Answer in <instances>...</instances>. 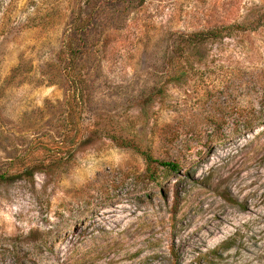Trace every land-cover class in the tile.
<instances>
[{"label":"rangeland","instance_id":"1","mask_svg":"<svg viewBox=\"0 0 264 264\" xmlns=\"http://www.w3.org/2000/svg\"><path fill=\"white\" fill-rule=\"evenodd\" d=\"M0 264H264V0H0Z\"/></svg>","mask_w":264,"mask_h":264},{"label":"trees","instance_id":"2","mask_svg":"<svg viewBox=\"0 0 264 264\" xmlns=\"http://www.w3.org/2000/svg\"><path fill=\"white\" fill-rule=\"evenodd\" d=\"M200 34V33H194L193 35H191L190 38H188V40L191 42L192 40H195L197 35ZM218 33H215V37L219 36L217 35ZM190 36V35H189ZM192 37H194V39H192ZM192 39V40H191ZM197 41V40H196ZM123 143H121L122 146H129L130 143L128 142H125V141H122ZM141 154L144 156L145 158V161H146V171L150 174L149 177L151 180H156L157 179V175L154 173L153 170H151V165L152 164H157L158 166H161L163 167L164 169L166 170H169V171H177L179 169V164L176 163V162H171V161H161V160H157V159H154L152 157L151 154H149L148 152L146 151H142Z\"/></svg>","mask_w":264,"mask_h":264}]
</instances>
